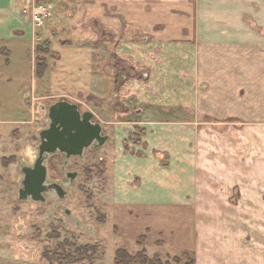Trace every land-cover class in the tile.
<instances>
[{"label": "rangeland", "instance_id": "374dc122", "mask_svg": "<svg viewBox=\"0 0 264 264\" xmlns=\"http://www.w3.org/2000/svg\"><path fill=\"white\" fill-rule=\"evenodd\" d=\"M126 1H109L112 5L108 6L100 0H37L30 13L37 80L58 68L60 56L56 52L60 48L92 52V71L100 70L104 79L94 81L95 98L91 102L82 98L85 106L81 104L80 110L94 115L109 141L95 151H85L82 162L71 158L67 165L63 156L54 155L46 165L48 183L66 184L62 200L52 192L44 203L18 200L21 169L35 161L38 132L48 127L46 109L58 100L54 102L44 89L32 85L27 48H7L12 53L10 66L6 62L9 58L0 55V264H115L118 250L130 256L144 250L150 264H191L192 255L180 253L175 244L173 216L166 213L164 224L160 210L147 213L141 206L140 211L127 197L143 184L141 177L130 176L144 167L143 159L156 158L160 167L173 165V160H168L173 156L171 145L178 131L174 122L181 119V113L176 111L180 108L175 97L167 91L180 89L176 84L200 90L201 82L170 77L178 68L191 75L185 52L181 57L174 49L147 48L140 38L134 48L130 47L134 44L124 45L120 37H133L136 32L128 26L127 11L142 6L141 1ZM145 3L157 7L155 0ZM158 4L161 7L162 3ZM247 19L248 24L250 20L251 25L256 24L252 16ZM52 28L58 32L53 33ZM93 32L99 38L97 44ZM39 58L44 67L38 74ZM179 60L181 64H177ZM159 63L164 64L154 68ZM120 72L127 82L119 89ZM143 73L149 74L147 82L142 80ZM109 90L119 94L126 112L118 106L107 109L105 94ZM200 120L211 125L210 118ZM67 172H78L73 184L68 182ZM137 227V233L131 229ZM186 230L191 242L192 226ZM233 253L228 254L230 264H249L243 255L236 258Z\"/></svg>", "mask_w": 264, "mask_h": 264}, {"label": "crops", "instance_id": "0c3cea01", "mask_svg": "<svg viewBox=\"0 0 264 264\" xmlns=\"http://www.w3.org/2000/svg\"><path fill=\"white\" fill-rule=\"evenodd\" d=\"M36 1L0 0V55L9 58L10 66L12 53L7 48H27L32 85L44 89L54 102L67 100L81 109L82 98H95L94 81L104 80L102 72L92 71V52L60 48L58 68L41 79L34 77L30 13ZM109 1L115 0H100ZM140 1L141 8L127 11L128 26L136 32L120 37L124 45L140 38L147 48L174 49L181 57L185 52L191 75L178 68L179 73L170 77H190L193 83L201 82V89L176 84L180 89L167 91L181 113V119L174 120L178 131L168 160L173 165L160 167L156 158L143 159L144 167L140 163V170L130 175L141 177L143 184L132 189L128 203L147 213L160 210L164 224L170 213L175 244L180 253L191 254L195 264H230L232 252L249 264H264V0H155V8L146 0L130 3ZM250 16L255 25L247 23ZM141 77L147 82L149 74ZM120 80L119 89L127 82L122 72ZM109 92L101 96L107 109L118 106L126 112L119 94ZM202 114L211 125L200 120Z\"/></svg>", "mask_w": 264, "mask_h": 264}, {"label": "water", "instance_id": "95a60500", "mask_svg": "<svg viewBox=\"0 0 264 264\" xmlns=\"http://www.w3.org/2000/svg\"><path fill=\"white\" fill-rule=\"evenodd\" d=\"M45 116L48 127L38 132L36 159L32 166L21 169V188L18 191L21 202L44 203L45 196L52 191L58 199H64L65 189L48 183V159L54 155L63 156L66 163L71 158L82 159L85 151L101 148L109 141V137L103 135L100 122L94 120L91 112L82 113L78 104L59 100L46 109Z\"/></svg>", "mask_w": 264, "mask_h": 264}, {"label": "trees", "instance_id": "16d2710c", "mask_svg": "<svg viewBox=\"0 0 264 264\" xmlns=\"http://www.w3.org/2000/svg\"><path fill=\"white\" fill-rule=\"evenodd\" d=\"M38 51H41V49H38ZM43 64L44 60L43 59H37V73L39 74L41 69H43ZM144 240V238H141ZM185 256L188 254H184ZM191 264L193 263V258L191 257ZM136 263H141V264H150L148 259L146 258L145 251L143 250L142 252L138 253L135 256H130L125 252L124 250H118L115 253V264H136Z\"/></svg>", "mask_w": 264, "mask_h": 264}, {"label": "flooded vegetation", "instance_id": "af4514ba", "mask_svg": "<svg viewBox=\"0 0 264 264\" xmlns=\"http://www.w3.org/2000/svg\"><path fill=\"white\" fill-rule=\"evenodd\" d=\"M98 149H99V148H98ZM88 150H89V151H95V150H97V149L90 148V149H88ZM88 150H87V151H88ZM75 159H78V161L82 162V161L84 160V154H83V158H82V159H79V158H75ZM49 162H50V159H48L46 165H48ZM67 162H68V161H67ZM69 162H70V161H69ZM69 162L66 163V160H65L64 164L66 163V164L68 165ZM47 169H48V166H47ZM68 175H69V177H67ZM78 177H79L78 172H67V173H66V178H68V182H70L71 184H73V182H75L76 178H78ZM53 184H56V183H53ZM57 185H60L62 188H65V186H66L65 183H59V184H57ZM52 193L55 194V192H53V191H52Z\"/></svg>", "mask_w": 264, "mask_h": 264}]
</instances>
